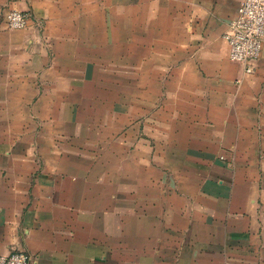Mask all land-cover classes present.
<instances>
[{"label": "crops", "instance_id": "1", "mask_svg": "<svg viewBox=\"0 0 264 264\" xmlns=\"http://www.w3.org/2000/svg\"><path fill=\"white\" fill-rule=\"evenodd\" d=\"M242 1L0 0L1 13L30 14L35 59L49 57L39 33L56 43L68 28L93 27L101 44L111 26L112 41L135 44L140 28L144 43L157 44L164 97L131 124L126 149L117 124L109 147H39L35 132L29 146L1 147L0 255L21 249L29 264H264V39L246 73L224 38ZM3 33L21 48L26 31Z\"/></svg>", "mask_w": 264, "mask_h": 264}, {"label": "rangeland", "instance_id": "2", "mask_svg": "<svg viewBox=\"0 0 264 264\" xmlns=\"http://www.w3.org/2000/svg\"><path fill=\"white\" fill-rule=\"evenodd\" d=\"M1 12L0 6V148L16 140L20 146H29L31 132L38 133L39 147L78 145L84 140L109 147L110 128L117 124L120 148L126 149L131 124L160 108L164 97L156 82L163 76L156 74L159 59L152 58L157 44L144 43L140 28L135 34L141 42L135 44L112 41L111 26L102 28L106 41L101 44L92 40L93 27L68 28L64 40L56 43L39 33L49 52L43 60L33 58L36 43L28 30L8 28ZM6 30L26 31L21 48L9 43L12 38L4 36ZM43 71L48 74H40ZM141 135L132 140L134 144ZM137 157L143 158L141 153Z\"/></svg>", "mask_w": 264, "mask_h": 264}, {"label": "built area", "instance_id": "3", "mask_svg": "<svg viewBox=\"0 0 264 264\" xmlns=\"http://www.w3.org/2000/svg\"><path fill=\"white\" fill-rule=\"evenodd\" d=\"M4 18L10 29L26 28L30 20L27 12L16 9L7 10ZM224 38L229 46L230 60L242 63L244 71L251 73L264 39V0H243ZM29 261V255L21 249L0 255V264H29Z\"/></svg>", "mask_w": 264, "mask_h": 264}]
</instances>
